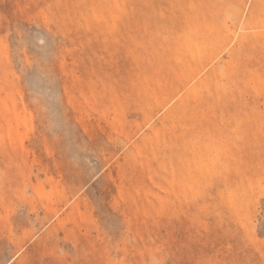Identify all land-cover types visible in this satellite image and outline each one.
Masks as SVG:
<instances>
[{"label":"rangeland","instance_id":"rangeland-1","mask_svg":"<svg viewBox=\"0 0 264 264\" xmlns=\"http://www.w3.org/2000/svg\"><path fill=\"white\" fill-rule=\"evenodd\" d=\"M0 264H264V0H0Z\"/></svg>","mask_w":264,"mask_h":264}]
</instances>
